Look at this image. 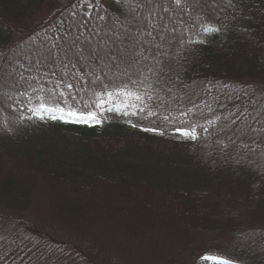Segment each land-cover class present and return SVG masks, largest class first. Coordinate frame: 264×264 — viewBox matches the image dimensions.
<instances>
[{
	"label": "trees",
	"instance_id": "16d2710c",
	"mask_svg": "<svg viewBox=\"0 0 264 264\" xmlns=\"http://www.w3.org/2000/svg\"><path fill=\"white\" fill-rule=\"evenodd\" d=\"M102 2L108 7V0ZM74 3L0 0V51L26 47L35 33L68 17ZM44 9L48 18L39 27L33 17ZM204 12L221 18L222 32L206 37L204 45L177 44L174 50L182 81L177 85L203 113L193 110L189 123L215 121L204 142L172 138L186 127L179 122L185 119L176 110L179 105L161 110L167 121L114 113L95 127L28 119L27 108L35 107L43 93L29 89L20 96L16 87L26 86L1 80L0 224L5 233L0 225V264H196L203 255L264 264V220L258 216L249 222L231 213L239 204L249 214L254 202L264 216V170L238 165L214 149L217 138L231 135L240 124L237 108L252 111L249 100H254L258 110L264 109V0H214ZM236 24L248 32L237 31ZM16 28L20 34L25 28L24 37L15 35ZM41 84L54 87V78L34 86ZM185 107L192 105L185 102ZM99 184L115 202H90L84 209L88 189ZM46 187L58 188L59 203L41 210L39 195ZM90 217L97 223L92 234L80 222ZM113 224L123 235H112ZM17 227L24 229L20 233ZM156 228L160 234L151 236ZM127 234L135 238L134 257Z\"/></svg>",
	"mask_w": 264,
	"mask_h": 264
},
{
	"label": "snow or ice",
	"instance_id": "6c2138e0",
	"mask_svg": "<svg viewBox=\"0 0 264 264\" xmlns=\"http://www.w3.org/2000/svg\"><path fill=\"white\" fill-rule=\"evenodd\" d=\"M212 3L214 0H108L105 7L102 0H75L68 17L35 33L26 47L0 51V80L3 84L11 81L14 87L26 86L23 90L16 87L20 96L29 89L43 93L35 107L27 108L31 113L28 119L95 127L104 124L106 114L114 113L167 121L169 116L161 110L168 112L179 105L176 110L185 118L179 122L186 127L176 131L184 140L204 142L215 121H207L206 126L189 123L193 110L196 115L203 113L192 95L177 85L180 75L174 50L177 44L204 45L206 37L222 32L221 18L210 19L204 12ZM234 27L248 32L239 24ZM53 78L54 87L34 86L38 80L53 83ZM185 102L192 108L185 107ZM249 104L252 111L237 108L240 124L231 135L217 138L214 149L238 165L264 170V109L258 110L254 100ZM203 107L211 111L207 101ZM203 259L237 264L234 257Z\"/></svg>",
	"mask_w": 264,
	"mask_h": 264
},
{
	"label": "rangeland",
	"instance_id": "374dc122",
	"mask_svg": "<svg viewBox=\"0 0 264 264\" xmlns=\"http://www.w3.org/2000/svg\"><path fill=\"white\" fill-rule=\"evenodd\" d=\"M65 2L67 1V0H64ZM213 4V3H212ZM62 6V5H61ZM46 9V8H45ZM43 10V12L42 13H40V14H36V15H34V17H33V21H37L36 22V24L39 26V27H42L43 25H45L46 24V21L44 20V19H46V18H48L47 16V14H48V12L46 11V10ZM37 26V27H38ZM16 30V34L15 35H17L18 36V38L22 35L23 36V34H24V32H25V28L22 30V33L23 34H20L19 33V29L18 28H16L15 29ZM28 34V33H27ZM24 37V36H23ZM21 39H23V38H21ZM1 102V101H0ZM0 106H3L1 103H0ZM21 109V108H20ZM7 110V109H6ZM14 112V111H13ZM0 114L2 115V110H0ZM173 139H183L180 135H179V133L177 132L173 137H172ZM0 154H2V155H4V151L3 150H0ZM258 170H260V171H262L261 169H258ZM13 172H15V170H12V171H10L9 173H13ZM1 179H5V176H3ZM260 180V179H259ZM56 189H58V188H54V187H46V189H44L43 190V192H45L43 195H39V201L42 203V206L43 207H40V209L41 210H43V209H45L47 206H48V204L49 203H51V202H55V204L57 205L58 203H59V198H58V195L56 194L55 195V193H54V190H56ZM106 187L104 188V186H101L100 184L97 186V187H94V189L92 190V188H90V189H88V200H87V202H84L83 203V206H84V209H86L89 205H91L92 203H95V202H100V203H104L105 204V202L107 203V200L106 199H108V203H109V201H110V203H114L115 202V200H110V199H112L113 198V195H112V193H110L109 194V192L108 193H105V191H106ZM39 190V189H38ZM91 192V193H90ZM55 199H58V200H55ZM90 202H91V204H90ZM112 205H115V204H112ZM236 206H237V208H236ZM240 206H242V205H239V204H237V205H235L234 207L233 206H231V208H233V210H232V212L231 213H233L234 212V216H236V217H239V218H245L247 221H249V222H252L254 219H256L258 216H259V220H264V216H263V214L261 215H259V213H257V211H255L256 209H255V204H254V202H252V204H251V210H252V212H249V214H245V212H246V210L245 209H242V207H240ZM243 213H242V212ZM245 214V215H244ZM92 217H93V213H92ZM92 217H90V218H85V219H83V220H81L80 222L82 223V225L83 226H85V225H89V229L87 230V232H89V233H95V232H97V230H96V227H95V225L97 224L95 221H93V219H92ZM92 220V221H91ZM79 222V223H80ZM100 223V222H99ZM101 225H102V222L100 223ZM1 226H2V230H3V232L5 233V227L3 226V224H0ZM116 226H118L117 224H113L112 226H111V230H112V235L113 236H118V235H123V232H122V230H121V232L119 231V233H118V229H116ZM18 229H19V232L21 233L22 231H23V229L24 228H22V227H17ZM68 229H67V227H66V230L64 229V231H67ZM96 230V231H95ZM190 230H188V232H189ZM188 232L186 233V235H188ZM156 234H160V229H155V232H154V234H152L151 236H154V235H156ZM111 235V236H112ZM125 235V234H124ZM13 236L14 237H16V239H19L20 238V236H17V235H14L13 234ZM157 236V235H156ZM109 239H111V238H109ZM127 239L129 240V242H130V249H129V251L131 252V254H132V256L134 257V255H133V253H134V251H135V249H134V247H135V245H134V242H133V240L135 239V238H131V237H128V234H127ZM132 240V241H131ZM260 243H263V242H260ZM196 264H215V262L214 261H209V260H204L203 259V257L202 258H200L197 262H196Z\"/></svg>",
	"mask_w": 264,
	"mask_h": 264
},
{
	"label": "bare ground",
	"instance_id": "6f19581e",
	"mask_svg": "<svg viewBox=\"0 0 264 264\" xmlns=\"http://www.w3.org/2000/svg\"><path fill=\"white\" fill-rule=\"evenodd\" d=\"M0 82H1V80H0Z\"/></svg>",
	"mask_w": 264,
	"mask_h": 264
}]
</instances>
